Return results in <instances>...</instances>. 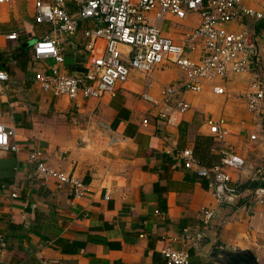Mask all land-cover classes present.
Instances as JSON below:
<instances>
[{"label": "crops", "instance_id": "1", "mask_svg": "<svg viewBox=\"0 0 264 264\" xmlns=\"http://www.w3.org/2000/svg\"><path fill=\"white\" fill-rule=\"evenodd\" d=\"M242 1L264 11V0ZM66 7L77 11L72 0ZM154 14H149L151 21ZM199 21L198 14L183 19L167 14L160 29L187 47L185 32ZM96 25L92 19L79 20L73 45L66 39L61 43L62 62L37 59L33 43L54 31L36 22L35 0L0 3V69L8 75L0 80V123L15 128L17 146L0 151V264H163L160 251L171 238L175 248L187 250L191 264H223L222 252L237 249L250 250L264 264V203L219 202L211 176L184 169L179 157V151L191 148L201 165L218 163L219 143L208 123L217 122L227 131L226 142L245 160L240 169L226 168L230 180L224 188L264 186V112L249 111L243 99L256 76L217 78L222 94L206 81L200 92L183 93L190 108L173 125L166 114L180 95L166 103L161 89L180 82L183 72L170 62L148 74L132 70L114 95L69 98L42 90L36 73L54 67L67 74L84 72L91 54L84 48V30ZM241 27L257 33L264 20L240 17L228 25ZM10 32L17 34L15 40L7 38ZM260 43L263 59L256 72L262 76L263 37ZM103 46L98 39L93 54L100 55ZM201 54L198 41L191 56ZM143 93L158 104L143 99ZM33 149L43 152L50 167L80 179L85 193L75 197L69 184L38 178L27 159ZM201 207L214 210L206 229L198 217Z\"/></svg>", "mask_w": 264, "mask_h": 264}, {"label": "built area", "instance_id": "2", "mask_svg": "<svg viewBox=\"0 0 264 264\" xmlns=\"http://www.w3.org/2000/svg\"><path fill=\"white\" fill-rule=\"evenodd\" d=\"M10 1L0 0V3ZM66 1L35 0L36 22L48 23L54 34L36 40L33 43V55L37 59L52 58L62 62L63 39L73 45L72 37L77 31L78 22L84 19H92L97 23L84 30V48L91 54L82 74H67L55 67L46 73H36L34 80L42 90L50 91L54 96L66 95L69 98H76L79 93L88 98L114 95L117 85L124 83L132 70L148 74L154 68L170 62L181 69L183 79L161 89L162 99L166 103L173 100L176 94L180 95L166 114L169 125L176 124L190 108L189 102L181 96L183 93L200 92L206 81L213 84L214 93L222 94L224 89L215 85V80L226 78L231 73H253L256 76L243 93V99L249 111L255 114L264 112V74L259 76L256 72L263 59L260 39L264 38V27L257 33L252 27L228 28L240 17L253 21L264 20L263 10L246 6L242 0H72L77 11L71 12L66 7ZM153 11L154 21H151L149 14ZM167 14L178 19L189 14L199 15L198 26L185 32L189 44L187 47L162 34L160 24ZM7 38L15 40L17 34L10 32ZM98 39L104 40V46L102 53L96 56L93 51ZM198 41L202 54L199 58H193L191 53ZM7 79V73L0 69V80ZM141 96L158 104L148 93ZM208 123L209 131L219 143L220 161L210 167L203 166L191 148L179 151V157L184 169L195 170L200 177L211 176L214 195L219 202L234 203L240 193L236 187L224 188L230 180L226 168L240 169L245 160L226 142V129L217 122ZM14 136L13 126L0 123L1 152L17 149L12 141ZM111 140L117 142L118 137L112 135ZM27 159L35 164L38 178H55L60 183L69 184L75 197L85 193L86 186L80 179L50 167L41 150H31ZM16 196L15 190L11 191L10 197ZM252 199L264 203V186L253 190ZM213 216L212 208H200L198 217L204 229L209 226ZM203 235V231L197 233L196 239L200 240ZM174 242V238L168 239L162 247L160 253L163 264H191L187 250L175 248Z\"/></svg>", "mask_w": 264, "mask_h": 264}, {"label": "water", "instance_id": "3", "mask_svg": "<svg viewBox=\"0 0 264 264\" xmlns=\"http://www.w3.org/2000/svg\"><path fill=\"white\" fill-rule=\"evenodd\" d=\"M222 254L223 264H259L250 250H226Z\"/></svg>", "mask_w": 264, "mask_h": 264}, {"label": "trees", "instance_id": "4", "mask_svg": "<svg viewBox=\"0 0 264 264\" xmlns=\"http://www.w3.org/2000/svg\"><path fill=\"white\" fill-rule=\"evenodd\" d=\"M216 143L212 142L211 145L215 146ZM258 186H261V184L258 183L255 185L253 183H250L246 186H242V188H239L240 196H239V200L237 202V205H240L241 202H246L247 200L252 199L253 198V190ZM245 187H247V188H245Z\"/></svg>", "mask_w": 264, "mask_h": 264}]
</instances>
